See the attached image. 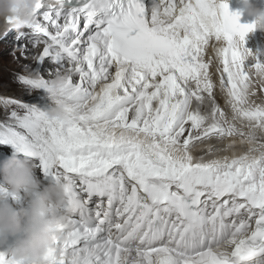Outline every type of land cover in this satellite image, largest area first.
Masks as SVG:
<instances>
[{
	"label": "snow or ice",
	"instance_id": "1",
	"mask_svg": "<svg viewBox=\"0 0 264 264\" xmlns=\"http://www.w3.org/2000/svg\"><path fill=\"white\" fill-rule=\"evenodd\" d=\"M35 7V23L15 40L43 45L36 65L17 76L38 95L0 98V145L65 184L62 211H71L46 264H264V82L252 79L264 60L245 47L254 22L241 23L224 0ZM209 46L222 63L230 115L214 98ZM27 51L21 44L22 58ZM57 74H66L58 90L66 121L46 116ZM236 136L248 145L242 155H193L205 140ZM15 196L0 188V198ZM0 264H11L5 253Z\"/></svg>",
	"mask_w": 264,
	"mask_h": 264
},
{
	"label": "clouds",
	"instance_id": "2",
	"mask_svg": "<svg viewBox=\"0 0 264 264\" xmlns=\"http://www.w3.org/2000/svg\"><path fill=\"white\" fill-rule=\"evenodd\" d=\"M37 0H0V22L15 30L29 28L36 20ZM242 11L255 24L254 30L264 32V8L256 6L253 0H241ZM10 21V23H9ZM66 74H57L49 84L53 90L46 116L54 121H66L67 106L60 101L58 90L64 84ZM258 82H264V72L257 75ZM264 133V127L257 129ZM37 165L29 158L21 159L17 154L7 157L0 164L3 186L12 193L21 190L28 199L27 207H13L5 198H0V244L9 236L16 237L9 248L11 264H46V257L53 244L54 230L59 223H66L68 212L64 182L49 181L41 188L36 174ZM34 194V195H33ZM226 248L225 246H222Z\"/></svg>",
	"mask_w": 264,
	"mask_h": 264
},
{
	"label": "rangeland",
	"instance_id": "3",
	"mask_svg": "<svg viewBox=\"0 0 264 264\" xmlns=\"http://www.w3.org/2000/svg\"><path fill=\"white\" fill-rule=\"evenodd\" d=\"M1 26L2 27L4 26V25H2V22H0V97L2 96V98L19 99L22 102H29V103L30 102H35L34 99L31 98V96H30L32 94V92L27 91L24 88V86L21 85L18 82L17 76L19 74H23L24 71L18 70L19 68L17 66L15 67V69L14 68L12 69V67H11L12 62L14 61L13 53L16 51V48L19 45V43L21 42L22 44L29 45V46H32V44L29 43L28 41L16 42L15 37L12 38V39H8L9 37H11L12 35L17 34V32L21 31V30L11 29L8 26H6L7 30L6 31H1ZM10 29H11V31H9ZM6 32L9 33L7 36H5ZM258 32H260V31H258ZM263 33L264 32H260L259 34L262 35ZM247 45L248 46H246V47L250 48L248 43H247ZM36 47L38 49V52H39L38 55H39L42 52L43 45L40 44V45H38ZM210 49H213V48L210 46ZM260 57L261 58H259V59H261V60L264 59L263 56H260ZM203 59L204 60H208V61L209 60L212 61L211 64H210L209 76L211 74L210 78H211L212 82L215 85V87L213 89V92H214V98H215L217 104L223 110H225L227 113L229 111L231 112V110H228L224 106L223 97H222L224 95V93H222L220 91L221 89L219 88V83H218L219 78L217 79V77H216L217 74L215 73V72H217L218 67H216L214 65L215 62H214L213 56L205 55V53H204ZM47 63H49V62H47ZM35 65H36V61L33 64V66H35ZM252 79H253V81H255L257 78L253 77ZM204 95H205L206 99L204 101V105H202L201 107L202 108H206L208 111H210L211 102L207 99V95L206 94H204ZM257 99L260 100L259 97H257ZM196 105H197V102L193 100V106L195 107ZM230 112L228 113L229 115L231 114ZM4 118H5V109L3 108L2 105H0V120H3ZM236 123H237V126L243 128V130L245 132H247L249 130V128H248V123L249 122L248 121H244L243 123H241L240 121H237ZM257 132L259 133V131H257ZM262 134L264 136V133H262ZM207 141L208 142L206 143V146L211 147V151L212 152H210V155H213L211 157V159H214L215 157H217L219 154H221L223 149L226 148V146L222 143V139H217V138L214 137V138L208 139ZM193 150H194V148L192 149V151ZM2 152L9 153L8 154L9 156H11L13 154H17L18 155V152L15 149H13L11 145H0V154H1V156H2ZM4 156H6V155H4ZM22 156H23L22 159L26 158L23 154H22ZM30 160H32V159H30ZM32 161L35 163L34 160H32ZM37 169H38V167H37ZM36 174H37V172H36ZM0 180H2L1 177H0ZM43 184H45L44 181H43ZM23 195H26V194L23 193ZM16 197H17V195L15 196V198L11 197V204L15 208L19 204V203L16 204V202H15Z\"/></svg>",
	"mask_w": 264,
	"mask_h": 264
},
{
	"label": "bare ground",
	"instance_id": "4",
	"mask_svg": "<svg viewBox=\"0 0 264 264\" xmlns=\"http://www.w3.org/2000/svg\"><path fill=\"white\" fill-rule=\"evenodd\" d=\"M262 2H264V0H254V4H256V6H258V7H262L263 8V3ZM41 19H42V17H41ZM2 25H4L3 27L1 26V31H6L7 30V28H6V24H5V22H2ZM21 31H28V29L27 28H25V29H21ZM259 30H255L253 33H252V35L251 36H249L248 38H245V47L246 46H248L247 45V43L249 44V46H250V48H248L252 53H254V54H256V56H257V58L259 59V58H261L260 56H263L264 57V33L262 34V35H260L259 33L261 32H258ZM16 36V34L15 35H12L11 37H7L8 39H12V38H14ZM16 42H19V41H16ZM21 42L19 43V45L17 46V48H16V51L13 53V55H14V61L12 62V65H11V67H12V69L14 68L15 69V67L17 66L19 69L18 70H20V71H24V66L25 65H28V66H33V64L35 63V57H37L38 56V49H37V47H33V46H29V45H25L26 47H27V49H28V51H27V53H26V55H27V59H24V58H22L21 56H20V46H21ZM24 45V44H23ZM209 49V50H208ZM208 49L206 48L205 49V55H211V56H213V58L215 59H218L217 58V56H216V54L215 53H213V51L214 52H216L215 51V49L213 48V49H210V46L208 47ZM207 50V51H206ZM264 60V59H263ZM211 64V63H210ZM44 67L46 68V69H51L52 67H53V65H50L49 63H45V65H44ZM222 71V66H220V67H218V70H217V72L216 73H218L219 74V76H220V72ZM217 77V79L219 78L218 77V75L216 76ZM254 78H255V76H253ZM218 83H219V88H220V82H219V80H218ZM193 87H194V85H193ZM217 89V88H216ZM221 91V90H220ZM38 95V93L37 92H32V94L30 95L31 96V98H33L34 99V97H36ZM223 97V102H224V104H225V107L228 109V110H231L230 109V107L228 106V104H227V97H226V93H224V95L222 96ZM0 98H2V96L0 97ZM222 99V98H221ZM257 99V98H256ZM222 101V100H221ZM257 102H261L260 100H258L257 99ZM230 112V111H229ZM228 112V113H229ZM231 113V112H230ZM257 135L259 136V137H261V141L262 142H264V137H262L263 136V134L262 133H258L257 132ZM240 141H241V138L239 137V136H236V137H226V138H223L222 139V143L226 146V148H224L223 149V151L221 152V154H219L217 157L218 158H221V157H223V156H229V157H232V156H238V155H240V154H242V153H244L246 150H247V147H248V145L245 143V144H241L240 143ZM208 141L206 140V142H202V143H199V144H197V146L194 148V150H193V155H194V157H198L197 155H196V151L198 150V149H201L202 147H203V145H205L206 143H207ZM229 145H232V147L231 148H229L228 146ZM206 147H208V146H206ZM13 148V147H12ZM14 149V148H13ZM4 151V150H3ZM203 151H205V150H203ZM2 156H1V154H0V160L2 161V160H5L6 158H4L5 156L4 155H6V157H8L9 155V153H7V152H2ZM207 155V153H205L203 156L205 157ZM18 156L22 159V154L21 153H18ZM217 157H215V158H217ZM214 158V159H215ZM209 159V158H208ZM207 159V160H208ZM210 160V159H209ZM36 172H37V176H39V179H41V178H43L44 177V175L40 172V169L38 168L37 170H36ZM0 177L2 178V175H0ZM51 179V178H50ZM0 181H3V178H2V180H0ZM45 186V185H44ZM0 188H5L6 189V187H4L3 185H0ZM43 188V187H42ZM27 199H29V197L27 198V196L26 195H23V191H21L19 194H17V197H16V199H15V202H16V204L17 203H20V205H18L16 208L17 209H19L20 207H27V204H28V200ZM22 203H25V204H22Z\"/></svg>",
	"mask_w": 264,
	"mask_h": 264
}]
</instances>
